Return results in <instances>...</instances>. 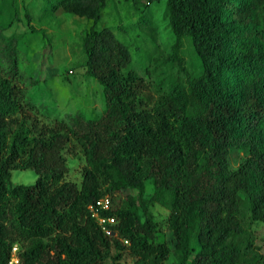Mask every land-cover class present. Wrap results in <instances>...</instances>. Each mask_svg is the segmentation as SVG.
<instances>
[{"label":"trees","instance_id":"trees-1","mask_svg":"<svg viewBox=\"0 0 264 264\" xmlns=\"http://www.w3.org/2000/svg\"><path fill=\"white\" fill-rule=\"evenodd\" d=\"M107 2L39 5L90 22L81 67L102 88L98 117H52L36 106L22 85L30 76L19 39L0 41V264L15 245V264H120L123 252L135 264L170 254L176 264H264L240 215L246 200L251 220L264 222V0H164L178 74L154 91L130 67L129 46L99 26ZM11 25L0 15V31ZM31 31L46 40L44 29ZM185 41L197 74L185 66ZM72 150L85 158L79 182L65 179ZM28 168L34 183L10 184L12 169ZM105 195L111 236L89 210ZM155 203L169 210L162 240Z\"/></svg>","mask_w":264,"mask_h":264},{"label":"rangeland","instance_id":"rangeland-1","mask_svg":"<svg viewBox=\"0 0 264 264\" xmlns=\"http://www.w3.org/2000/svg\"><path fill=\"white\" fill-rule=\"evenodd\" d=\"M40 4L41 0H0V15L12 21L8 29L0 31V41L5 42L10 36L20 41L21 59L27 76H30L22 82L26 97L39 108H47L52 117L65 118L76 111L86 117H98L105 107L102 88L94 78L85 76L81 67L80 37L90 22L68 14L47 16ZM25 11L29 13L30 21L26 20ZM104 25L111 26L118 38L129 46L130 67L145 79L151 91L155 90L158 80L164 81L166 86L178 74L177 66L168 61L174 36L168 27L164 0H108L99 22V26ZM31 26L44 29L46 40L32 32ZM182 55L186 68L197 74L196 61L187 41ZM66 155L68 171L65 179L79 182L85 158L73 150L67 151ZM244 155L245 152L239 150L232 156L234 167ZM36 178L33 169H12L10 184H32ZM152 189L151 182L147 181L146 196ZM151 212L157 223L156 238L162 240L169 210L155 203ZM240 215L264 255V222L251 220L246 200ZM134 260L123 252L119 263L135 264ZM164 264H176V258L170 254Z\"/></svg>","mask_w":264,"mask_h":264},{"label":"built area","instance_id":"built-area-1","mask_svg":"<svg viewBox=\"0 0 264 264\" xmlns=\"http://www.w3.org/2000/svg\"><path fill=\"white\" fill-rule=\"evenodd\" d=\"M110 205H111V199L108 195L99 198L94 204L89 205V210L91 212V215L97 220L102 231L109 236L114 234L112 230V226L115 224L116 219L113 216L111 217L100 216V211L108 209ZM16 251H17V246L15 245L12 247V257L9 264H15L18 262V259L16 257Z\"/></svg>","mask_w":264,"mask_h":264}]
</instances>
